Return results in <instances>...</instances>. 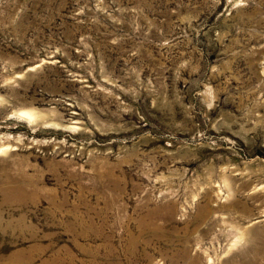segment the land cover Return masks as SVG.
<instances>
[{
  "label": "rangeland",
  "instance_id": "374dc122",
  "mask_svg": "<svg viewBox=\"0 0 264 264\" xmlns=\"http://www.w3.org/2000/svg\"><path fill=\"white\" fill-rule=\"evenodd\" d=\"M0 264H264V0H0Z\"/></svg>",
  "mask_w": 264,
  "mask_h": 264
}]
</instances>
